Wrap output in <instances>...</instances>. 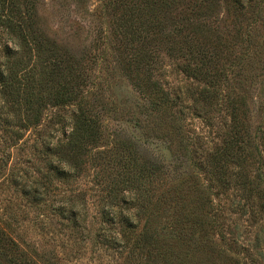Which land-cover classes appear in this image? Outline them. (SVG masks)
<instances>
[{
    "label": "rangeland",
    "instance_id": "1",
    "mask_svg": "<svg viewBox=\"0 0 264 264\" xmlns=\"http://www.w3.org/2000/svg\"><path fill=\"white\" fill-rule=\"evenodd\" d=\"M122 1L119 5L109 0H38L40 28L60 48L68 66L85 80V103L105 124L107 134L111 135V142L92 154L97 156L111 149L109 153L112 158H102L93 163L91 156L86 157L81 176L74 179L58 180L54 173L48 172V159L32 149L33 143L39 132L42 138L49 137L57 141L62 128L59 120L70 117L72 107L50 109L45 113L42 125L30 130L17 147L7 150L0 148V160H5L7 165L0 179V229L11 240V254L20 258V264L148 263L147 255L140 249L133 251L130 247L122 251L119 242L112 247L101 241L104 235L108 239L122 237L125 240L124 210L121 216L98 214L105 203L103 201L100 205L99 195H103L100 191L113 180L115 174L112 173L117 171L116 162L113 161V156L118 153L114 150L117 135L139 140L145 153L171 165L177 183L186 178V172L201 174V182L211 185L213 200L219 205L215 212L220 206L229 209L236 198L233 189L224 192L213 175L209 174L219 172L213 171L212 166H206L216 157L212 155H218L229 145L236 136L237 126H243L251 135H256L257 144L264 145V75H259L249 89L246 86L248 93L241 102L243 94L228 70L231 63L250 50L251 45L246 43L248 39L252 44L264 40V27L259 23L254 30L255 37L252 33L244 38L247 23H236L237 17L231 12L228 0L216 3L211 15L207 13L208 21H198H203V30L206 25L211 28V35L214 36L207 37L209 42L214 44L218 40L215 44L224 45L227 49L221 53L220 45L215 58L216 69L223 74L229 73L227 80L223 79L218 86V97L206 100L207 96L202 92L207 86L188 78L182 68L198 56L193 34L191 31L184 32L183 28L196 23L195 14L201 12L200 6L206 8L208 0H133L138 7L134 13L136 21L140 13L144 18L155 15L159 17L155 23L161 31L153 34L154 41L145 47L146 51L160 56L158 63L150 67L142 63L141 68L137 67L134 58L135 54H139L141 45L129 42L120 28L125 19L127 22L133 18V14L128 11L132 6L130 0H125V3H129L127 8L123 7ZM199 30L202 31L201 28ZM199 30L198 36L201 33ZM184 34L191 40L187 46L192 47L185 53H178L175 59L169 58V47L174 41L181 40L184 43ZM206 35L209 36V33H205L204 45L198 46H206L209 53L214 55L213 45L206 41ZM158 101L161 105L154 108L152 102ZM233 105L239 110H234ZM260 128L263 132L255 133ZM260 136L263 138L262 143ZM236 151L237 146H234L232 152L236 154ZM222 159V165L234 180V173L238 171L235 156L231 159L222 156ZM257 168V163L250 162L249 172L254 174ZM13 179L27 190L38 185L43 190L49 187L51 193L48 205L32 207L21 192L16 191V183L11 182ZM100 182H103L102 186L98 185ZM233 186L235 181L232 182ZM66 203L84 210L83 214L87 212L86 216H82L88 222L86 231L72 228L63 216L54 214L52 204L58 208ZM224 215L231 218L226 221L227 225L236 222L241 232H256V228L248 227L244 217L228 211ZM133 218L134 224H140L141 229L146 217ZM257 222L256 227L264 236V212L258 216ZM0 264L13 263L0 258Z\"/></svg>",
    "mask_w": 264,
    "mask_h": 264
},
{
    "label": "trees",
    "instance_id": "2",
    "mask_svg": "<svg viewBox=\"0 0 264 264\" xmlns=\"http://www.w3.org/2000/svg\"><path fill=\"white\" fill-rule=\"evenodd\" d=\"M109 1L120 5L122 0ZM135 2H129L132 6L128 11L133 14V18L127 22L125 19L120 28L129 42L141 45L139 54L134 55L137 67L141 68L142 63L150 67L151 64L158 63L160 56L151 54L145 47L154 41L152 35L160 31L155 23L159 17L145 15L144 18L140 13L136 21L134 13L138 7ZM217 2L219 0H208L206 8L200 6L201 12L195 14L196 23L183 28L184 32L191 31L193 34L198 56L183 67L182 71L188 78L207 86L202 92L207 96L206 100L218 97V86L223 79L227 80L229 74L218 71L215 62L220 48L222 47L221 53L227 49L224 45L215 44L218 40L214 44L209 42L208 38L214 36L211 35V28L206 25L203 30V21L198 23L201 19L209 20L207 13L211 15ZM228 2L231 12L237 17L236 23H247L244 38L252 33L255 37L257 25L260 23L264 27V0ZM129 3L122 1L124 8ZM198 30L201 32L199 36ZM207 32L209 36L206 35V41L213 45L214 55L209 53L206 46H198L204 45ZM183 38L184 43L181 40L174 41L169 47V58L175 59L178 53H185L192 47L187 46L191 42L187 34ZM246 43L251 45L250 50L231 63L228 69L232 80L238 84L243 94L241 102L248 93L246 86L249 89L259 75H264V40L252 44L248 39ZM84 81L81 75L68 66L60 48L40 28L38 0H0V148L7 150L17 147L30 130H36L42 125L45 113L50 109L72 107L70 117L59 120L62 128L57 141L49 137L42 138L39 132L33 143L32 149L48 159V172L54 173L58 180L74 179L81 176L86 157L91 156L93 163L102 158L111 159V149L100 152L97 156L92 154L111 142V135L107 134L105 124L97 118L93 109L86 105ZM160 105L159 101L152 102L154 108ZM233 107L234 110H239L235 105ZM236 119L235 117V124ZM243 128L237 126L235 138L218 155H212L216 157L206 164L208 168L212 166L213 171L219 170L209 174L213 175L224 192L228 193L233 189L236 198L229 209L220 206L217 212L215 208L219 205L213 200L211 185L201 182V174L186 172V178L177 183V176L171 165L145 153L139 140L117 135L114 150L118 153L113 156L117 171L112 173L115 174L113 180L100 191L104 195H99L100 205L103 201L105 203L98 214L121 216L125 211V240L122 237L108 239L104 235L105 238H101L104 245L114 247L119 242L122 251L130 247L133 251L140 249L147 255V264H264V236L256 227L258 216L264 212V145L257 144V136ZM261 132L263 130L260 128L255 133ZM259 140L262 143V136ZM234 146H237L236 154L232 152ZM222 156L225 159L235 156L238 171L234 173V180L222 165ZM250 162L259 165L254 174L248 170ZM6 166L5 160H0V179ZM116 176L118 178L114 180ZM13 181L16 183V191L21 192L32 207L48 205L51 193L49 187L43 190L38 185L27 190L26 187L19 186V181L11 180ZM233 181L234 188L231 187ZM102 183L98 185L102 186ZM52 207L54 214L63 216L71 223L72 228L87 230L88 222L82 217L87 215V212L83 214L84 210L68 203L59 205L58 208L52 204ZM226 211L244 217L248 227L256 228V232H241V227L236 222L227 225L226 221L231 218L224 215ZM133 216L146 217L141 229L140 224H134ZM9 242L11 240L6 232L0 229V258L20 264V258L12 256Z\"/></svg>",
    "mask_w": 264,
    "mask_h": 264
}]
</instances>
